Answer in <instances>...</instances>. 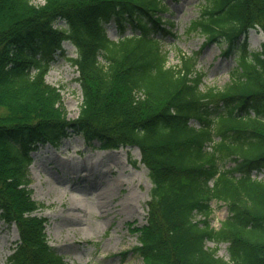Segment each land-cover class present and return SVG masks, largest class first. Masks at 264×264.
<instances>
[{
    "label": "trees",
    "instance_id": "trees-1",
    "mask_svg": "<svg viewBox=\"0 0 264 264\" xmlns=\"http://www.w3.org/2000/svg\"><path fill=\"white\" fill-rule=\"evenodd\" d=\"M166 11L164 0H0V218L18 232L10 264H69L48 243L29 165L39 145L72 134L139 149L151 188L145 223L130 229L144 264H264V180L253 176L264 170V40L250 53L243 41L251 27L264 31V0H203L189 22L204 45L224 41L222 53L236 54L222 88L200 87L194 55L167 63ZM65 40L82 96L73 119L45 80ZM214 198L228 211L218 228ZM207 241L226 242L228 258Z\"/></svg>",
    "mask_w": 264,
    "mask_h": 264
},
{
    "label": "rangeland",
    "instance_id": "rangeland-1",
    "mask_svg": "<svg viewBox=\"0 0 264 264\" xmlns=\"http://www.w3.org/2000/svg\"><path fill=\"white\" fill-rule=\"evenodd\" d=\"M202 1L164 0L167 12L163 15L171 23L165 26L170 32L162 35L161 48L168 53L167 63L172 65L178 63L180 54L194 55L195 69L203 74L200 87L222 88L236 67V54L222 53L226 43L203 46L202 35L187 32ZM105 27L109 38L119 37L112 20ZM130 32L129 27L125 33ZM263 38L258 27L250 29L246 38L248 51L259 50ZM62 45L63 54L58 53L45 80L61 89L66 116L73 119L82 96L76 79L78 72L68 58L75 57L77 52L68 41ZM190 123L198 125L195 120ZM96 145V141L87 144L80 134L61 140L57 148L49 143L39 145L29 166L31 197L42 204L36 213L48 218V242L69 264H144L132 251L137 244V232L130 227L141 226L146 220L151 187L147 169L139 162L136 147L100 149ZM133 159L135 165L130 163ZM229 163L232 162L226 166ZM253 176L264 180V170ZM209 204L210 224L218 228L228 214L226 203L214 198ZM17 238L16 227L0 218V264H10L8 255ZM206 245L216 247L217 255L228 258L226 242L207 241Z\"/></svg>",
    "mask_w": 264,
    "mask_h": 264
}]
</instances>
